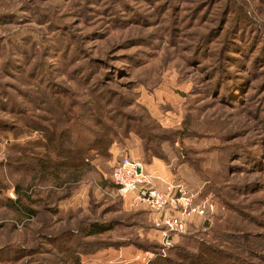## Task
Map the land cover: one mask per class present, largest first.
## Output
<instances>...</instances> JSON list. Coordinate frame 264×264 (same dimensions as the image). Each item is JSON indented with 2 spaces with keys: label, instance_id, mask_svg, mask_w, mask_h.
<instances>
[{
  "label": "rangeland",
  "instance_id": "1",
  "mask_svg": "<svg viewBox=\"0 0 264 264\" xmlns=\"http://www.w3.org/2000/svg\"><path fill=\"white\" fill-rule=\"evenodd\" d=\"M263 42L264 0H0V264H264V66L242 102L211 82ZM123 154L180 170L213 220L166 245L117 193Z\"/></svg>",
  "mask_w": 264,
  "mask_h": 264
},
{
  "label": "built area",
  "instance_id": "2",
  "mask_svg": "<svg viewBox=\"0 0 264 264\" xmlns=\"http://www.w3.org/2000/svg\"><path fill=\"white\" fill-rule=\"evenodd\" d=\"M111 180L132 208L149 212L151 223L166 245L173 242L174 235L186 232L196 218L206 222L214 218L216 205L210 195L198 199L199 194L183 181L160 188L144 164L129 154L121 156Z\"/></svg>",
  "mask_w": 264,
  "mask_h": 264
},
{
  "label": "trees",
  "instance_id": "3",
  "mask_svg": "<svg viewBox=\"0 0 264 264\" xmlns=\"http://www.w3.org/2000/svg\"><path fill=\"white\" fill-rule=\"evenodd\" d=\"M256 46L257 47L255 48L252 47H250V49L248 48V51L244 50L245 54L244 57L241 59V61L237 59L240 61L241 64L240 70L237 73H231V71H226L219 73L218 75H216V77L215 76L212 77L211 82L213 84L212 85L213 96L215 97L216 100H218L222 104H228V102L229 103L242 102L246 100L247 90L245 89L249 88L253 79L256 78V77L255 78L251 77V74L255 73L258 75V73L262 70L261 67L264 66V63H260V61L258 62L259 58H262V54H264L263 51L264 45L260 44ZM258 50L260 51L258 52ZM238 53L243 54L242 51ZM146 130L148 129L146 128ZM151 133L153 134V136L148 133L150 142L152 144L155 142L156 149L158 148V150L153 152L152 154L157 157L165 158L166 155L162 147V143L169 140L167 138H170L172 136L171 133L167 131H157ZM165 135H166V139L163 138ZM158 139H164V140L159 144ZM158 144L160 148L158 147ZM151 150H155V149H151ZM51 167H52L51 170L53 172V175L54 174L59 175V177L52 176L53 181H55L56 179L59 180L57 184H65L70 181H76L79 179L78 178L79 175L76 177L74 174H72V176L69 177H62V175L65 174V171L60 169H54L53 167H55V165H52ZM48 168L49 167L45 163L41 162L40 170L47 171ZM38 178L40 179V177ZM19 203L20 201L15 202L17 206L19 205ZM192 226L193 225L191 224L190 227ZM112 228H114V225L110 222H105L102 224L99 223V221H94L90 223L88 227L84 226L82 229L85 232L86 238H88L94 235L105 233L111 230ZM226 264H250V263H247V261H245V259L241 258L240 256H235L233 258V261H231L230 263L227 262Z\"/></svg>",
  "mask_w": 264,
  "mask_h": 264
},
{
  "label": "crops",
  "instance_id": "4",
  "mask_svg": "<svg viewBox=\"0 0 264 264\" xmlns=\"http://www.w3.org/2000/svg\"><path fill=\"white\" fill-rule=\"evenodd\" d=\"M142 163L144 164L145 171L155 178V182L160 188H164L172 182L178 183L183 181L180 180V168L178 169L179 171L174 173L170 166L163 162L153 161L151 164Z\"/></svg>",
  "mask_w": 264,
  "mask_h": 264
}]
</instances>
